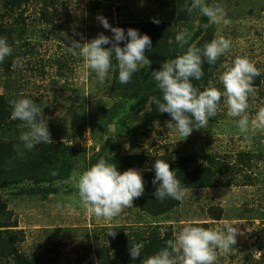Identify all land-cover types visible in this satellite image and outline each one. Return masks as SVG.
Masks as SVG:
<instances>
[{
	"label": "rangeland",
	"instance_id": "obj_1",
	"mask_svg": "<svg viewBox=\"0 0 264 264\" xmlns=\"http://www.w3.org/2000/svg\"><path fill=\"white\" fill-rule=\"evenodd\" d=\"M48 1L54 4L50 7L53 24L46 26L38 19L42 0H28L24 5L23 17L27 20L24 26L19 10L8 9L10 0H0V23L5 27L4 37L13 48L12 55L0 64V94L8 98L11 106L13 100L31 98L42 108L52 143L71 145V150L64 155L72 167L61 183L64 188L56 193L45 195L36 192V187L23 193L19 192L20 188L0 190V241L12 233L17 234V252L29 260H37L38 264H100L96 252L102 244L110 243L106 238L112 229L116 235H121L116 237L120 242L140 236L147 239L151 233L163 236L169 227L172 229L170 239H174L189 223H206L208 228L214 229L223 228L228 222L237 223L233 225L239 229L237 243L228 254L218 253L216 264H264V130L241 133L238 118L227 115L223 102L206 129L193 130L184 140L163 123L149 126L147 136L140 135L141 128L133 143L131 132L136 120L117 128L112 125V133L100 124L106 110L110 109L108 101H117L125 95L114 87L113 73L103 83L95 73L82 78L83 60L68 49L73 41L83 44L101 33L112 36L111 31L100 24V16L113 27L123 25L120 28L125 32L134 28L141 34L147 33L149 22L157 19L159 23L168 22L176 34L187 29L192 36L199 24V10L193 11V18L183 20L166 10V4L157 5V0ZM205 2L222 7L231 23L210 24L208 21L206 29L210 37L203 41L204 29L188 47L193 44L203 47L221 35L231 40L232 47L215 72V84L211 83L221 90L219 76L225 71L224 64L230 65L235 58L245 57L257 67L261 79L258 85L254 84L256 95L249 98L246 112L250 120H254L256 113L264 108V0ZM19 31L25 32L20 39ZM124 43L120 42L119 46L123 47ZM17 57L22 59L23 67L14 66ZM163 63L156 68L159 70ZM144 72L147 77L151 71ZM6 83L11 86L5 87ZM21 124L13 120L0 128V142L10 141L17 155L25 159L32 150L25 149L19 139L26 131H22ZM106 140L112 141L111 153L103 145ZM45 145L50 144L37 147ZM100 152L108 155L119 172L130 168L139 170L147 183L149 174H155L153 165L158 156L167 163L182 154L193 155L196 162L208 163L212 159L211 164L219 165L220 172L210 187L188 188L183 200L166 214L153 217L140 211L134 199L133 207L125 208L109 221L87 213L76 186L79 174L90 168V162ZM241 153L244 160L251 155L249 164L239 161ZM169 155L172 160L167 158ZM140 156L145 161L138 164ZM230 167L241 170L228 172L226 168ZM157 187L152 183L149 188L156 191ZM208 210L221 213L220 220L212 219ZM104 232L107 234L103 237ZM124 249L118 258L122 264H127L130 254L129 249ZM112 252L115 254L116 249L110 248L109 254ZM13 262L12 256L0 258V264Z\"/></svg>",
	"mask_w": 264,
	"mask_h": 264
},
{
	"label": "clouds",
	"instance_id": "obj_2",
	"mask_svg": "<svg viewBox=\"0 0 264 264\" xmlns=\"http://www.w3.org/2000/svg\"><path fill=\"white\" fill-rule=\"evenodd\" d=\"M188 12L199 10L208 18L210 24L231 23L225 10L220 6H210L205 0H192L186 6ZM103 28L111 31L112 36L99 34L86 43L73 41L68 47L73 55L83 60L82 78L95 73L103 83L110 78L111 73L118 70V80L121 84L130 82L133 74L143 68H150L152 61L146 56V49L152 48L151 38L141 34L137 29L113 27L102 16L98 17ZM158 24L159 20L153 19ZM191 33L184 29L175 36V42L181 48L189 43ZM120 42H125L120 47ZM173 41L169 40V44ZM111 45L105 48L103 46ZM232 47L230 39L217 36L206 43L203 48L191 45L182 55L162 64L161 68L152 71L161 97H152L159 113H167L171 120L167 123L169 129H174L180 137L186 139L193 130L206 129L209 119L217 115L221 107V99L227 106V115L238 118L237 125L241 133L250 130H264V108H261L254 120L246 114L249 108V98L256 95L254 80L261 73L247 58L238 57L232 64H224L225 71L219 76L223 90L209 86L204 90L195 87L193 80L199 81L204 76L202 65L206 59L210 65L227 54ZM13 53L12 46L6 37H0V64ZM113 60L116 61L113 64ZM15 67H23V61L17 57ZM11 118L22 122L26 131L19 139L25 149L31 151L40 144L52 143L47 120L42 115V108L31 98H20L11 101ZM154 178L152 183L158 185L155 199L163 201L171 198L183 200L187 189L174 170L164 159L155 160ZM52 175H57L53 172ZM78 194L82 207L89 215L105 220H112L121 214L125 208L133 207V200L144 193L142 173L134 168L119 172L115 163L101 158L95 165L79 174L77 179ZM237 223L225 222L223 228H205L191 223L186 224L174 239L166 242V246L158 252L143 259V264H216L219 254H228L236 245L239 229ZM113 238V229L108 233ZM144 245H130L129 254L133 260L141 257Z\"/></svg>",
	"mask_w": 264,
	"mask_h": 264
},
{
	"label": "trees",
	"instance_id": "obj_3",
	"mask_svg": "<svg viewBox=\"0 0 264 264\" xmlns=\"http://www.w3.org/2000/svg\"><path fill=\"white\" fill-rule=\"evenodd\" d=\"M28 0H10V5L8 9L12 12L13 10H19L18 16L21 19L22 25L25 26L26 19L23 17L24 5H27ZM157 5L164 7L165 9L178 15L179 19L188 20L192 16L187 11L186 6H190L192 0H157ZM208 4V3H207ZM51 5V6H50ZM210 5V4H208ZM54 4L50 3L48 0H42L41 9L39 11V21L44 23L46 26L53 24V13L50 11V7ZM50 11V12H49ZM194 16V15H193ZM192 16V18H193ZM0 14V21L2 20ZM199 24L197 25L196 33L191 36L190 42H194L195 38L206 29V24L208 23V18L200 15ZM139 26V25H134ZM147 28V34L152 41V48L148 51L146 49V56L152 61L151 69L146 68L144 70L151 71L147 77H144L146 73L144 70L133 74L131 80L127 84H121L118 80V70L113 73V85L117 90L125 93L123 97L114 101L113 99L108 101V105L111 103L110 109L107 111L102 118L100 124L107 129V131L112 133V125L117 128L118 125H125L129 123L130 120H136L137 123L132 130L131 135L133 136L132 142L134 143L137 139L139 130L142 128L140 135L147 136L149 132V126L153 124H163L171 120V117L167 113H159L157 106L152 101V97H161L159 89H157L155 81L151 75L152 71L158 70L157 65L165 62L167 59H174L181 54L185 53L188 48V44L183 48L175 42L176 33L172 26L168 22L163 23H153L149 22ZM123 27V25H120ZM5 27L0 23V37H4ZM14 33V32H13ZM24 31H19L17 33L18 39L23 36ZM11 36V35H10ZM204 40L210 37L207 29L204 34ZM169 40L173 43L169 44ZM22 41H24L22 39ZM14 42V41H13ZM13 42H11L13 44ZM204 47V46H203ZM200 47V48H203ZM180 54V55H181ZM225 61L224 56H222L216 64L210 65L207 63L206 59L202 65L204 76L201 80H193L192 83L195 87L204 90L212 84H215L216 70ZM116 61L113 60V64ZM9 65V63H7ZM4 68L9 69L8 66ZM143 73H145L143 75ZM260 75L255 78L254 84L258 85L260 82ZM214 81V82H213ZM11 83H6L5 87H10ZM214 86V85H211ZM218 89L221 90L219 86ZM111 99V98H110ZM224 102V98L221 99V104ZM12 106L8 103V98L4 94H0V128H2L8 122H13L11 120ZM213 120V118H210ZM81 125V124H80ZM22 131L26 130L22 127ZM112 141L106 140L103 142L107 151L111 153L114 148H112ZM50 145H45L42 147L34 148L25 159L20 158L17 155L15 147L10 141L2 140L0 142V190L6 191L8 188H20L19 192L23 193L28 191L30 187H36V192H42L47 195L50 193H56L60 188H64L65 185L61 183L67 179L68 170L71 169L72 165L68 164V160L64 153L67 154L71 150V145L64 144L62 142L49 143ZM146 157V156H145ZM101 158L112 163V160L105 153H99L95 160L90 162V167L95 165ZM138 164L144 162V158L138 157ZM172 160V155L167 157ZM247 160H244L243 154H240L239 161L242 163H250L251 155L246 156ZM146 159V158H145ZM163 159L162 156H158L157 160ZM60 167L58 168V164ZM212 159L209 162H196L193 155H179L178 158H174L173 162L169 161L170 170H174L178 179L182 181L184 187L188 188H204L210 187L216 181V176L220 172L219 165H212ZM66 165V167H65ZM228 172H237L238 168L230 167L226 168ZM56 172L57 175H52ZM155 174H149L147 177L148 183L144 180L145 188L144 193L141 197L136 198V206L140 211H143L153 217H157L167 212H170L174 206L179 204V201L166 198L163 201L155 199V191H150V185ZM248 179V178H247ZM212 211V209H210ZM208 210L211 218L214 220H220L221 213H213ZM2 224V223H0ZM193 225L202 226L208 228L206 223H191ZM107 232L103 233V237ZM172 235V229L169 227L167 233L163 236H159L156 233H151L147 239H143L142 236L135 239H122L120 242L117 238L121 235L117 234L114 238L110 235L106 239H109V244H102L98 247L97 256L100 260V264H122V260L119 261V255L121 254L122 248L129 249L130 245L136 243H142L144 248L142 250L141 257L133 260L130 256L129 261L133 264H143V259L147 256H151L158 252L161 248L166 246V240H169ZM99 239L98 234L96 235ZM18 235H9V238L0 241V258L6 256H12L14 259L13 264H38L37 260H29L24 255L17 252L15 248V241L18 240ZM117 237V238H116ZM124 245V246H123ZM110 248L113 251L116 249V253L112 252L109 254ZM124 249V250H125ZM105 257H107L105 259Z\"/></svg>",
	"mask_w": 264,
	"mask_h": 264
}]
</instances>
